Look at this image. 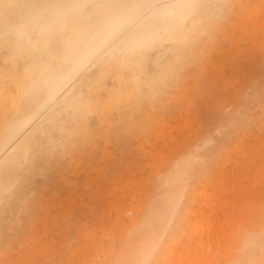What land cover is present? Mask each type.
<instances>
[{"label":"bare ground","instance_id":"obj_1","mask_svg":"<svg viewBox=\"0 0 264 264\" xmlns=\"http://www.w3.org/2000/svg\"><path fill=\"white\" fill-rule=\"evenodd\" d=\"M99 1L73 0L78 12L53 19L42 11L48 0H0V246L5 251L10 240L3 229H16L37 209V176L63 169L73 146L84 149L94 146L97 136L118 139L129 131L134 120L128 111L161 101L235 2L178 0L181 8L164 15L166 0ZM254 114L262 127L264 104ZM229 124L227 134L239 127L233 119ZM211 141L195 146L198 155L211 151ZM196 157L179 160L157 183V197L163 199L153 209L157 229L146 236L140 254L131 258L127 243L119 242L87 255V223L79 222L81 253L71 249L67 261L168 264L183 232L187 208L180 205ZM122 209L115 208L121 223ZM135 232L130 230V242ZM232 249L243 250L245 257L227 256L226 264L264 259V226L238 234Z\"/></svg>","mask_w":264,"mask_h":264},{"label":"rangeland","instance_id":"obj_2","mask_svg":"<svg viewBox=\"0 0 264 264\" xmlns=\"http://www.w3.org/2000/svg\"><path fill=\"white\" fill-rule=\"evenodd\" d=\"M216 25L159 103L128 111L129 131L73 146L63 169L37 176V209L16 229H3L10 245L0 246V264H70V250L82 249L79 222L87 223V255L119 242L131 258L140 254L157 229V183L191 154L197 157L180 205L187 208L183 232L168 264L244 259L243 250L232 249L236 236L264 226V125L254 118L264 104V0H235ZM232 119L239 127L227 134ZM205 138L212 149L202 157L195 146ZM120 207L123 223L115 220Z\"/></svg>","mask_w":264,"mask_h":264},{"label":"clouds","instance_id":"obj_3","mask_svg":"<svg viewBox=\"0 0 264 264\" xmlns=\"http://www.w3.org/2000/svg\"><path fill=\"white\" fill-rule=\"evenodd\" d=\"M180 8L181 5L178 3V0H166L162 14H171L178 11ZM79 10L80 6L74 3L73 0H48L47 6L42 9L44 14L53 19H59L65 15L78 12Z\"/></svg>","mask_w":264,"mask_h":264}]
</instances>
